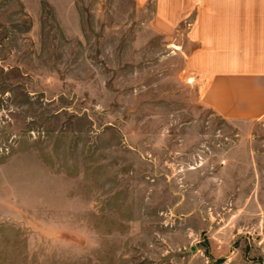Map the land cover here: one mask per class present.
Wrapping results in <instances>:
<instances>
[{"label": "rangeland", "instance_id": "1", "mask_svg": "<svg viewBox=\"0 0 264 264\" xmlns=\"http://www.w3.org/2000/svg\"><path fill=\"white\" fill-rule=\"evenodd\" d=\"M179 43L135 0H0V264H264V117Z\"/></svg>", "mask_w": 264, "mask_h": 264}, {"label": "crops", "instance_id": "2", "mask_svg": "<svg viewBox=\"0 0 264 264\" xmlns=\"http://www.w3.org/2000/svg\"><path fill=\"white\" fill-rule=\"evenodd\" d=\"M180 38L201 101L221 117H264V0H135Z\"/></svg>", "mask_w": 264, "mask_h": 264}]
</instances>
